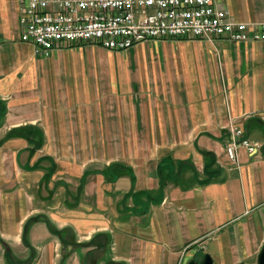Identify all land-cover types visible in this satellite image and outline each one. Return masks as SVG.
<instances>
[{
	"label": "crops",
	"instance_id": "1",
	"mask_svg": "<svg viewBox=\"0 0 264 264\" xmlns=\"http://www.w3.org/2000/svg\"><path fill=\"white\" fill-rule=\"evenodd\" d=\"M224 4L264 22V0ZM93 47L36 54L0 0V264L257 263L264 41ZM232 121L263 143L237 162Z\"/></svg>",
	"mask_w": 264,
	"mask_h": 264
},
{
	"label": "built area",
	"instance_id": "2",
	"mask_svg": "<svg viewBox=\"0 0 264 264\" xmlns=\"http://www.w3.org/2000/svg\"><path fill=\"white\" fill-rule=\"evenodd\" d=\"M22 40L48 56L66 44L93 42L127 50L145 41L166 38L264 41V22L232 18L224 0H18ZM225 150L233 162L238 148L259 152L242 126H228Z\"/></svg>",
	"mask_w": 264,
	"mask_h": 264
},
{
	"label": "water",
	"instance_id": "3",
	"mask_svg": "<svg viewBox=\"0 0 264 264\" xmlns=\"http://www.w3.org/2000/svg\"><path fill=\"white\" fill-rule=\"evenodd\" d=\"M186 264H215V263L212 256L209 253H206L201 261H196L195 259H191ZM237 264H248V263L238 262ZM255 264H264V245L258 254L257 263Z\"/></svg>",
	"mask_w": 264,
	"mask_h": 264
},
{
	"label": "rangeland",
	"instance_id": "4",
	"mask_svg": "<svg viewBox=\"0 0 264 264\" xmlns=\"http://www.w3.org/2000/svg\"><path fill=\"white\" fill-rule=\"evenodd\" d=\"M167 39V38H166ZM169 39H172V38H169ZM185 39H187V38H185ZM160 40H163V39H160ZM152 41H154V40H152ZM250 41H252V40H250ZM236 42V41H235ZM240 42H247V41H240ZM82 43V42H81ZM76 44V43H75ZM72 45H74V44H72ZM94 48V50L96 51V53H100V54H102V55H105V57H107L108 55H110V54H112V53H117L119 50H114V51H110V50H106V49H103V47L102 48H100V47H93ZM108 49V48H107ZM129 49V48H128ZM56 50H59V49H56ZM54 51V50H53ZM52 51V52H53ZM122 52H128V50H122ZM122 52H120L119 51V53H122ZM37 54V53H36ZM39 55V54H38Z\"/></svg>",
	"mask_w": 264,
	"mask_h": 264
},
{
	"label": "trees",
	"instance_id": "5",
	"mask_svg": "<svg viewBox=\"0 0 264 264\" xmlns=\"http://www.w3.org/2000/svg\"><path fill=\"white\" fill-rule=\"evenodd\" d=\"M53 229V228H52ZM11 257V256H10ZM13 258V257H12ZM12 258H10V262L12 261V262H14V260H12Z\"/></svg>",
	"mask_w": 264,
	"mask_h": 264
}]
</instances>
